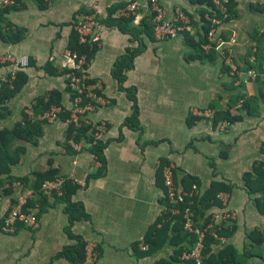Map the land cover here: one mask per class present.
<instances>
[{
	"label": "crops",
	"instance_id": "1",
	"mask_svg": "<svg viewBox=\"0 0 264 264\" xmlns=\"http://www.w3.org/2000/svg\"><path fill=\"white\" fill-rule=\"evenodd\" d=\"M235 1V17L220 30L240 61L239 54L248 49L250 33L260 29V22L264 31L259 12L264 0ZM125 2L14 0L0 10V54L29 60V66L16 73L20 87L0 106V131L12 129L25 116L33 123L39 121L42 129L33 142L15 141L12 151L18 161L0 169V264H71L58 255L65 247L77 245L73 237L95 246L102 264H167L164 261L178 247L170 243V229L163 230L168 211L163 183L166 166H173L181 190L197 187L199 200L213 187L228 196L226 207L218 201L200 205L204 217L226 211L234 214L228 222L218 220V225L228 227V235L220 237L216 253L230 246L242 256L253 246L250 232L264 233V214L244 184L245 173L262 157L258 145L264 142V104L260 118L228 124L224 133L213 125V119L195 117V111L228 109L229 92L220 60L213 64L190 61L185 39L156 41L144 17L131 23L136 38L116 24L107 25L93 53L88 74L101 84L99 94L105 104L87 114L86 138L77 142L68 138L70 124L63 119L41 120L42 113L52 107L72 106L69 55L78 43L75 26L90 6L98 4L105 19ZM159 2L168 18L177 11L188 13L200 28L202 10L192 1ZM138 48L122 88L113 75L114 67L128 51ZM11 77V67H0V90L4 85L14 90ZM253 86L251 82L245 87L248 95ZM126 89H131L134 105ZM100 123L104 124L100 143L105 167L90 152L95 144L94 127ZM59 177L69 183L62 196L40 189L42 181ZM20 196L35 212L37 225L28 228L20 223L5 234L3 218ZM68 204L79 206L85 216L71 223ZM249 264H264V244L262 259L253 258Z\"/></svg>",
	"mask_w": 264,
	"mask_h": 264
},
{
	"label": "built area",
	"instance_id": "2",
	"mask_svg": "<svg viewBox=\"0 0 264 264\" xmlns=\"http://www.w3.org/2000/svg\"><path fill=\"white\" fill-rule=\"evenodd\" d=\"M50 2L51 0H42ZM212 3L220 8L225 13L227 11L226 5L231 0H210ZM14 3V0H0V10H3ZM112 9V6L109 9ZM117 19L144 17L150 18L152 23L153 37L156 41H174L185 39L187 35L196 38L197 30L192 19L188 14L177 11L173 18H168L166 10L163 8L159 0H126L123 6L115 10L112 15ZM101 17L100 6L95 4L90 6L87 13L84 14L82 20L75 26V31L78 36V45L80 51H73L69 55L71 61V72L69 74V86L75 93L73 103L70 109L62 106L52 107L45 112L40 118L47 123H53L59 119L63 114H69L66 120L70 125L76 127L82 126L85 123L86 116L89 112L94 111L95 108L105 101L101 98L99 92L102 86L99 82L91 80L88 74V68L92 62L93 53L100 47L104 32L107 30V25L103 22ZM206 21L210 23V30L206 35V43L201 46L204 52H215L224 66L228 68L230 76L236 78L235 84L241 82L254 81L259 77V74L253 69L240 70L235 61L234 50L232 44L224 41L219 36V27L221 20L212 18L209 15L205 16ZM253 60V57H250ZM29 66L27 57L17 58L11 54H0V67H11L12 77L16 78V73ZM243 79V80H242ZM243 100H239L237 108L242 106ZM209 113V112H208ZM195 116H208L207 113L195 111ZM227 126V125H225ZM225 126L223 128H225ZM95 144L100 143L104 133V124L100 123L94 127ZM76 147V146H75ZM163 183L165 187V197L171 206H177L184 201L185 197L194 198L197 196V187L193 186L187 193L179 188L175 183L173 166H166L163 168ZM68 180L63 177L55 178L53 180H45L41 183L40 189L45 192H53L57 196L64 194L65 186ZM77 185L83 184L77 183ZM216 199L226 207L228 205V196L224 193H217ZM192 203V200L190 201ZM173 214H181L183 219V228L188 233L195 236V242L189 252H184L180 259L182 261L193 262L194 264H205V239L208 233L215 238H219L217 229L218 220L221 222H228L234 219V214L231 211L221 213L219 216L211 218L204 227H198L194 221L193 213L189 206H186L183 211L177 208L172 209ZM24 224L28 228H35L37 225V217L34 211L26 207V200L24 197H18L14 204L10 206L6 212L2 224L1 231L5 234H11L18 224ZM144 248V247H143ZM82 264H102L99 260V253L95 246L86 245L85 260Z\"/></svg>",
	"mask_w": 264,
	"mask_h": 264
},
{
	"label": "trees",
	"instance_id": "3",
	"mask_svg": "<svg viewBox=\"0 0 264 264\" xmlns=\"http://www.w3.org/2000/svg\"><path fill=\"white\" fill-rule=\"evenodd\" d=\"M190 1L195 3V5L199 6L200 9L202 10L200 13V17H201L200 28H198L193 18H191L188 15L189 18L192 19V21L194 22V25L197 30L196 38L191 37L189 35H187L185 38L186 40L185 44L190 50V57H189L190 61L192 62L198 61L201 64H213L217 58L220 60L219 56L213 51L204 52L201 49V46L206 43V35L208 31L210 30V23L206 21L205 16L209 15L212 18H218L221 20V26L219 27V36L225 39V37L221 35L220 28L228 24L231 21V19L235 17L234 7L236 4V1L231 0L230 3L226 5L227 11L225 13H223L220 10V8L214 5L212 1L210 0H190ZM113 11L108 15L107 18L103 19V22H105L106 25H109L112 23L116 24L121 29V31L125 33H129L134 38H136V34H137L136 29H134L131 26L133 18L131 17V18H125V19H117L112 16L115 13ZM259 12L264 15V6L262 7V9L259 10ZM108 19H111L112 22L110 21L108 22L107 21ZM144 20L145 22L150 23L151 28H152V23L150 21V18H144ZM257 34L255 33L254 35H252L253 45H250L248 47L247 57L245 58V60L241 62V61H237V59L235 58V61L238 64L240 70L253 69L260 76V75H264V68L261 67L262 63L260 62L259 64H257L261 58V50H262V47H261L262 38L261 37H263V34H258V35ZM76 50L78 51L81 50L78 43L75 48V51ZM140 50L141 48L128 51L126 55H124L122 58H120L117 61L114 67L113 75L118 80V82L121 84L122 88H124L123 85L127 79L126 73L131 70L133 59L134 57L137 56V54H139ZM250 57H253L252 61L250 60ZM221 67H222L223 74H225L227 77L231 79V86H233L232 89L234 90L242 89L243 83L241 82L240 84L235 85L236 78L233 76H230L229 70L227 67L224 66L223 62H221ZM17 79H18V76L13 80L14 81L13 85L15 87L13 90L14 92L9 90L10 88L9 85H4L3 88H1L0 106L5 102V100L12 97L15 91H17L18 87H20V84L17 82ZM258 80H259V77L256 79V81ZM69 83H70V80H69ZM262 84L264 85V80L262 81ZM71 91L74 94L73 96V99H74L75 93L73 92L72 89ZM126 91H127L129 99L134 105V96H133L131 89H126ZM1 95H5V97L3 98ZM243 97H244L243 94L232 96L231 101H229L227 104V107H228L227 110L223 112H219V113H214L213 125L218 126L220 123L224 121L230 125V124L240 121L241 116L232 115L231 109L237 110L236 109L237 102H239V100H243L242 106L238 110L239 112H242L245 109L246 104H247V103L244 104L245 100L242 99ZM57 106H60V105H57ZM47 111H44L42 114H44ZM1 115H2V110L0 109V116ZM135 117H136V112H134V119ZM68 118H69L68 113L63 114L61 116V119L65 121ZM131 122L132 120H129L126 123V126L128 125L130 126ZM87 130H88V126L85 124H82V126L80 127L69 125L68 138H73L74 141L77 142L81 140V138H86ZM41 134H42L41 123L39 121H36L33 123L29 121L26 116L24 117L23 122L16 124L12 129L1 130L0 131V169L6 166H10L18 161L17 155L15 156V154L12 151L13 143L15 141L20 140V141H26V142H33L34 139L40 136ZM88 141L90 142L91 140L88 138ZM103 148H104V145L102 143H96L94 144V146L90 148V152L93 154L94 157H96L97 161L100 162V164L103 167H105V162L102 156ZM244 184H245L246 189L250 193V195L253 197L254 202L259 212L264 214V161L258 162V164L257 163L254 164L252 171L245 173ZM68 185L69 183L65 186V189H67ZM65 189H64V193H65ZM189 190L185 189L184 191L188 193ZM217 191L218 189L213 187L206 193V196L203 197L202 200H199L197 196H194V198L185 197L184 201L177 206H171L165 197L166 202L168 204V211L164 215V219L167 218L166 220L167 222L163 224V230L170 229L171 234H172L170 243L173 246H176L178 248L174 251L173 255L170 256L169 261H164V262H168L167 264H194L193 262L182 261L180 257L184 252H189L191 250L195 242V236L193 234L188 233L186 230H184L183 219H182L181 214L180 213L173 214L172 209L177 208L181 212L186 206H189L193 213L194 221L196 225L202 228L205 225H207L209 222H211L210 221L211 218L209 216L208 217L203 216V212L200 209V205L203 203V201L204 202L208 201L211 203L218 201L216 199ZM191 200H192V203H190ZM66 212L68 213V217L71 223L85 216L81 208L73 204H68ZM203 218H204V221L200 223V220H202ZM215 228L217 229V233L219 237H226L228 235V232H227L228 227H225V225H223L222 227L220 225H217ZM249 236L250 238H252L253 246H251V249L248 252L244 253L241 256V255L236 254V251L230 246H227L224 249L222 248L221 251L216 253L214 251V248L220 245L221 243L220 239L215 238L212 234L208 233L205 239V247H206L205 252H204L205 257H206L205 264H249V261L253 258L262 259L264 233L260 232V230H252ZM73 239H77L78 241L77 245L65 247L64 250L58 255V257L65 258L71 264H82L85 260L86 243L82 242L81 239L76 238V237H73ZM154 243H155L154 239L149 242V245L151 246V248L154 247Z\"/></svg>",
	"mask_w": 264,
	"mask_h": 264
},
{
	"label": "rangeland",
	"instance_id": "4",
	"mask_svg": "<svg viewBox=\"0 0 264 264\" xmlns=\"http://www.w3.org/2000/svg\"><path fill=\"white\" fill-rule=\"evenodd\" d=\"M261 16L264 19V15L261 14ZM262 25H263V23L260 22V26H262ZM260 26L258 28H260V29L263 28V26L262 27H260ZM260 29L258 31H256V32H253V33H250V34L251 35H254L255 33L256 34L257 33L258 34H262V32H264V31L262 29L260 31ZM261 38H262V42H261V47H262V50H261V58H260V60L258 61L257 64H259L261 62L262 63L261 64V67L264 68V51H263L264 50V48H263V46H264L263 38L264 37H261ZM250 42H251L250 45H253L252 39H251ZM246 57H247V50L245 49V50H243L239 54V59L242 62V61L245 60ZM225 78H226V80H225V82H223L224 83V87H226V89L229 92L228 95H227V104H228L229 101H231L232 96H237L238 94H243L244 97L242 99L245 100L244 101V104L247 103L245 109L242 112H239L238 111L239 108H236L237 107V105H236L235 108L237 110H235L234 116H238V115L241 116V119L240 120H242L243 118L245 119L247 117H251V118L254 117L255 119L256 118H260V115L264 111L263 108H262L263 107V104H264V85L262 84V81L264 80V75H260L258 81L254 80V81H247L246 83L243 82V87H242V89L244 88L243 90L242 89H237V90L232 89L233 86H231V79L229 77H227V76H225ZM251 82L254 83L253 92L251 90L252 93L250 95H248V92H247V90H246L245 87L247 85H249ZM237 104H238V102H237ZM207 115H208L207 117L206 116H202V117H205L208 120H211V119H213L214 113L209 112V113H207ZM195 117H198V116H195ZM225 125H227V126H225ZM218 126H219V129L220 130L222 128V132L224 133V132L227 131L229 125H228L227 122L224 121V122L220 123ZM224 126H225V128H223ZM258 147H259V150L262 153V157H260L259 159L255 160V164L256 163L258 164V162L264 161V151H263V149H264V142H262L261 145L259 144Z\"/></svg>",
	"mask_w": 264,
	"mask_h": 264
}]
</instances>
